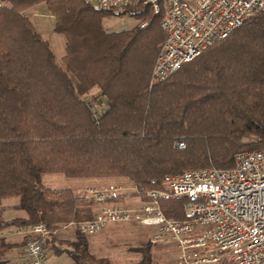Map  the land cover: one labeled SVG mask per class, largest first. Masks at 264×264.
Wrapping results in <instances>:
<instances>
[{
  "label": "trees",
  "instance_id": "16d2710c",
  "mask_svg": "<svg viewBox=\"0 0 264 264\" xmlns=\"http://www.w3.org/2000/svg\"><path fill=\"white\" fill-rule=\"evenodd\" d=\"M42 3L66 37L61 61L29 15ZM161 9L133 10L144 26L111 31L104 16L126 12L84 0H0V264H16L11 254L25 243L9 239L11 227L42 222L54 232L94 216L75 189L45 187L46 173L124 178L146 191L166 175L232 168L237 153L264 148V12L151 84L166 37ZM13 197L26 216L4 219ZM162 206L186 217L181 200ZM72 246L78 264L98 263L84 234ZM140 251L141 264H155L149 246Z\"/></svg>",
  "mask_w": 264,
  "mask_h": 264
},
{
  "label": "built area",
  "instance_id": "2783aa9c",
  "mask_svg": "<svg viewBox=\"0 0 264 264\" xmlns=\"http://www.w3.org/2000/svg\"><path fill=\"white\" fill-rule=\"evenodd\" d=\"M96 8L150 6L163 9L165 39L150 82L158 83L226 37L244 21L264 12V0H84ZM146 22L141 25L144 26ZM178 147L184 148L183 141ZM92 202L91 219L65 225L82 234L133 223L153 229L151 243L174 245L168 264H264V148L242 151L232 168H197L166 175L160 188L109 184L76 190ZM182 201L183 219L169 217L163 201ZM52 230L42 222L11 227L7 236L25 239L21 264H48L44 242Z\"/></svg>",
  "mask_w": 264,
  "mask_h": 264
},
{
  "label": "rangeland",
  "instance_id": "374dc122",
  "mask_svg": "<svg viewBox=\"0 0 264 264\" xmlns=\"http://www.w3.org/2000/svg\"><path fill=\"white\" fill-rule=\"evenodd\" d=\"M45 6L39 5L35 11L33 9L29 10V15L32 17V22L36 28L42 31L43 36L49 40L59 61L66 52V37L54 30L55 20L48 13V9ZM139 8L141 7L132 6L124 10L116 9V12H126V14L104 16L102 25L106 30L114 31L130 29L138 23L142 24L145 21H141V19L131 15V11L138 10ZM32 11L35 13L32 14ZM88 98H91V95H88ZM42 182L47 188H78L93 185L106 186L109 184L129 187L131 185L124 178H98L78 182L60 173H46L43 175ZM15 201H18V198L7 199V205L5 206L8 208H4L2 213L3 218L12 219L26 216L24 210L15 208ZM5 210L7 211L5 212ZM77 231L75 226L66 227L64 225L47 238L48 264H78L68 251L73 248L72 243L77 240ZM79 233L82 234L81 232ZM84 236L91 256L98 261L96 264H141L143 254L140 249L147 246L150 247L152 261L155 264L175 262L179 254L174 245L151 243L153 229L133 223L117 224L102 232L89 235L84 234ZM8 237L14 241H26L20 236ZM23 246L11 254L16 264L20 262Z\"/></svg>",
  "mask_w": 264,
  "mask_h": 264
},
{
  "label": "crops",
  "instance_id": "0c3cea01",
  "mask_svg": "<svg viewBox=\"0 0 264 264\" xmlns=\"http://www.w3.org/2000/svg\"><path fill=\"white\" fill-rule=\"evenodd\" d=\"M43 5H46L45 3H42V4H40V6H43ZM39 6V5H38ZM37 7V6H36ZM36 7H34V8H32L34 11H35V9H36ZM45 7H47V5L45 6ZM48 9V8H47ZM31 10V9H30ZM34 11H32L33 13L32 14H34L35 12ZM48 13L54 18V20H55V17L50 13V11L48 10ZM31 14V13H30ZM31 19H32V17H31ZM54 24H55V21H54ZM40 31V30H39ZM40 32H42V31H40ZM43 34V33H42ZM52 48V47H51ZM53 50V49H52ZM54 52V51H53ZM64 56V55H63ZM62 56V57H63ZM62 59V58H61ZM59 61H61V60H59ZM75 179V178H74ZM92 179H98V178H76L75 179V181H87V180H92ZM87 187V186H86ZM72 189H75V190H77V189H79V188H82V187H78V188H75V187H71ZM7 199L8 198H6V199H4V201H3V206H4V208L5 209H7L8 207H6L5 205H7L6 204V201H7ZM17 204H18V201H15V208H17L16 206H17ZM7 210H5V212H6ZM26 213V212H25ZM23 217V216H22ZM25 217V216H24ZM4 219H8V218H4ZM21 253V252H20ZM23 260H24V258H23V256H22V254H21V258H20V262H18V263H22L23 262ZM17 263V264H18Z\"/></svg>",
  "mask_w": 264,
  "mask_h": 264
}]
</instances>
